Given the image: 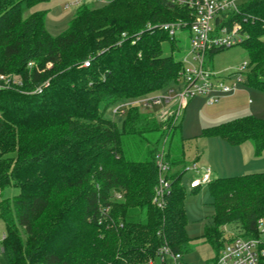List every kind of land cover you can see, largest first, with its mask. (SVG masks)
I'll use <instances>...</instances> for the list:
<instances>
[{"label":"trees","instance_id":"1","mask_svg":"<svg viewBox=\"0 0 264 264\" xmlns=\"http://www.w3.org/2000/svg\"><path fill=\"white\" fill-rule=\"evenodd\" d=\"M47 1L0 0V76L8 80L0 81V197L16 191L0 200L5 264H146L164 243L183 257L190 239L180 123L173 126L169 118L162 124L128 106L117 125L106 112L177 81L180 48L159 25L189 21L190 12L164 0L83 4L53 37L45 29L46 11H32ZM241 13L255 19L235 17L248 34L244 86L264 94V0L242 5ZM200 136L230 146L251 141L258 157L264 119L240 117ZM161 146L170 189L158 210L151 198ZM206 187L213 214L201 239L215 258L230 240L226 226L256 239L264 219V173L216 178Z\"/></svg>","mask_w":264,"mask_h":264},{"label":"built area","instance_id":"2","mask_svg":"<svg viewBox=\"0 0 264 264\" xmlns=\"http://www.w3.org/2000/svg\"><path fill=\"white\" fill-rule=\"evenodd\" d=\"M251 0H164L170 6L185 8L190 12L189 21L177 20L174 22L162 23L159 28L164 31L169 38L175 39L178 31L186 30L189 34V48L178 59L181 65V72L177 83L180 88L174 96L168 89V94L147 95L130 102L117 103L110 109L111 116H122L128 106L136 107L140 111L148 113L159 123H165L169 118L172 119V125L180 123L182 113L187 107L189 100L195 97H204L207 105H214L221 99L233 95L237 87L244 86V80L249 71V62L245 61L238 67L225 74L215 72L205 67V59L210 54L242 46L248 39V34L243 28V24L235 19L236 16L242 18L243 23L255 21L249 15L241 13V6ZM81 4L78 0L70 6ZM68 8L69 6H65ZM259 40L264 45V36ZM213 56V55H212ZM211 56V57H212ZM31 64H29L30 66ZM85 62L83 66H87ZM0 81L7 83V78L0 76ZM13 83H19L18 77L12 78ZM157 108V109H155ZM163 146L155 155V167L157 170V183L153 188L151 204L158 210H163L165 206V195L169 192V180L167 174L169 165L164 157ZM193 173L188 180V189L195 190L200 187H206L215 178L212 171L207 166H199L197 163L187 165L184 174ZM116 199H120L118 194ZM230 240L223 243L213 264H259L260 258L264 255V250L260 248L263 240L243 238L240 233L226 231ZM257 231L264 235V219L258 221ZM4 234L0 239V243ZM2 248L0 245V255ZM170 260L172 264H184L183 257L180 254H173L169 248L162 245L158 248L156 256L150 259L146 264H166Z\"/></svg>","mask_w":264,"mask_h":264},{"label":"rangeland","instance_id":"3","mask_svg":"<svg viewBox=\"0 0 264 264\" xmlns=\"http://www.w3.org/2000/svg\"><path fill=\"white\" fill-rule=\"evenodd\" d=\"M78 0H48L38 4L32 11H46L45 16V29L50 36H57L62 33L67 27L73 15L80 5H88L91 8H100L107 0H81V4L77 6H70ZM69 6L66 8L65 6ZM175 40L180 48L179 53H175L176 59H181L183 54L186 53L189 48V34L186 30L178 31L175 34ZM248 61L247 54L242 46H234L232 48L223 49L215 53L212 57L205 59V67L215 72H221L225 74L238 67L243 62ZM180 86L177 83H170L165 89L163 94H168V89L172 90V93L168 94L174 96L179 90ZM153 95V94H151ZM128 100L127 102H130ZM251 103V104H248ZM120 103H126V101H120ZM225 105H230L234 109L241 111L238 117L241 116H253L258 119H264V94L245 86L237 87L236 92L227 96L217 104L208 106L205 103L203 97H195L188 101L187 108L182 113L180 121L181 136L184 140L185 160L188 165H191L195 159L196 150L201 152V148H204L202 143H205L206 139H211V154H213V160L220 162L225 154L226 148H228L225 141L219 138H203L201 137L202 128L209 122V118L214 117ZM157 109V108H155ZM107 117L114 121L117 125L120 124L121 116H111L110 109L106 112ZM234 118V117H233ZM232 119V118H231ZM157 139V135L152 138V142ZM214 145H216L215 148ZM150 148L153 145L149 146ZM219 148V150H218ZM225 148V150H224ZM199 166H202L198 163ZM238 173H226L222 175L219 173L218 177L226 176L231 177ZM193 176V173H186L182 177V185L187 183ZM217 177V178H218ZM225 177V178H226ZM186 185V184H185ZM15 190H7L1 194V199H9L13 196ZM211 198L207 188H204L198 192H187L185 188V197L183 201V207L186 215L185 233L189 239L196 240L201 239L203 226L207 220L211 219L213 214V208L210 205ZM224 229V228H223ZM230 227L226 226L225 230L229 231ZM5 231V223L0 217V239ZM226 236H230L227 232ZM264 235L258 234L256 239L263 240ZM215 259V252L209 244H203L190 253L187 264H213ZM0 264H5L2 256L0 255ZM166 264H172L170 260L166 261Z\"/></svg>","mask_w":264,"mask_h":264},{"label":"crops","instance_id":"4","mask_svg":"<svg viewBox=\"0 0 264 264\" xmlns=\"http://www.w3.org/2000/svg\"><path fill=\"white\" fill-rule=\"evenodd\" d=\"M164 92L165 91L162 90V91H159L157 93H154V95L155 94H163ZM205 103H206V99H205ZM248 104H251V103L248 102ZM206 105H207V103H206ZM208 106H212V105H208ZM217 112L218 113L214 117L209 118V120L211 122H209L207 120L208 123L202 129L213 127V126H216V125H219L222 123L232 121V120L240 118V117H244L241 115L238 117V115L241 111H239L238 109H234L230 105H225L223 108H220V111H217ZM210 140L211 139H206L205 143H202L204 148L206 147L205 151L203 148H201V152H198L196 150L195 157H197V162H194V163H197V164L199 163L202 166L209 167L211 169L212 175L215 179L218 177L219 173L222 175H225L226 173H229V172L238 173V174H235L234 176L264 173V151H262L260 156L255 157L254 156V145L251 141H246V142H244L240 145H237V146H230L225 142L227 144L228 148H226V151H224L225 154L223 155V158L221 159V161L217 162V161L213 160V154H211V152H210L211 148H212ZM215 147H216V145H214L213 148H215ZM218 150H219V148H218ZM224 150H225V148H224ZM234 176H231V177H234ZM224 177H226V176H222L220 178H224ZM185 184H183L184 188H186V191L190 192V193L191 192L192 193L198 192L204 188H207V187H200V188L195 189V190H189L187 187L188 182ZM210 205H211V202H210ZM209 221L210 220H207L206 223H208ZM206 223L204 224V226L206 225ZM203 244H206L203 239H196V240L190 239V242H189L190 252L186 255H183L184 264H187L186 262L188 261V257L190 255V253L193 252V249H195V248H197Z\"/></svg>","mask_w":264,"mask_h":264}]
</instances>
